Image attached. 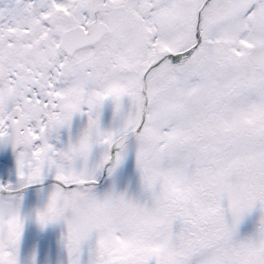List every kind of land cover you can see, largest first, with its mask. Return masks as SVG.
Here are the masks:
<instances>
[{"label": "snow or ice", "instance_id": "obj_1", "mask_svg": "<svg viewBox=\"0 0 264 264\" xmlns=\"http://www.w3.org/2000/svg\"><path fill=\"white\" fill-rule=\"evenodd\" d=\"M0 264H264V0H0Z\"/></svg>", "mask_w": 264, "mask_h": 264}]
</instances>
